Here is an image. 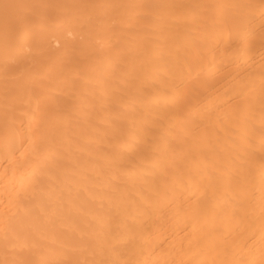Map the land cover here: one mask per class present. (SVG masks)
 I'll return each instance as SVG.
<instances>
[{
  "label": "bare ground",
  "instance_id": "6f19581e",
  "mask_svg": "<svg viewBox=\"0 0 264 264\" xmlns=\"http://www.w3.org/2000/svg\"><path fill=\"white\" fill-rule=\"evenodd\" d=\"M0 264H264V0H0Z\"/></svg>",
  "mask_w": 264,
  "mask_h": 264
}]
</instances>
